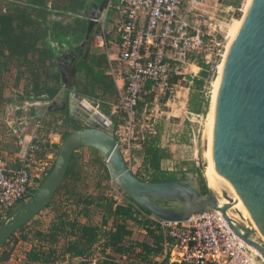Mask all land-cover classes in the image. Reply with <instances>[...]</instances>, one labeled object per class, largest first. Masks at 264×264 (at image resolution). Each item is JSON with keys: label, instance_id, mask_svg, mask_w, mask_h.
Segmentation results:
<instances>
[{"label": "rangeland", "instance_id": "374dc122", "mask_svg": "<svg viewBox=\"0 0 264 264\" xmlns=\"http://www.w3.org/2000/svg\"><path fill=\"white\" fill-rule=\"evenodd\" d=\"M41 1L43 3L39 5H34L31 0H17L12 4L14 29L9 37L14 39V45L6 43L0 34V112L5 114V130L8 128L10 133V141L5 144L6 159L9 164H16V154H22L32 173L28 199L13 208L0 205L3 214L0 229L10 219L17 222L23 218L22 209L33 200L53 170L65 136L74 128L88 127L77 120L74 127L71 125V92L95 101L112 119L114 135L139 178L148 182L188 179L203 194H208L210 189L214 191L207 180L209 158L204 139L213 82L218 73L213 77L205 69L200 71L197 80L192 82V112L180 117H169L168 111L172 107L165 96L155 90L144 94L136 106L134 125L129 129L127 113L120 107L121 93L110 83L106 73L107 55L100 42L101 34L95 32L87 40L89 19L78 15L81 9L98 7L102 0ZM246 2L207 0L203 9L206 14L225 18L230 24L243 16ZM54 36L59 37L60 47L55 45L57 56L47 47ZM104 42L109 52L111 43ZM73 67L76 71L70 82L69 72ZM156 146L160 148L159 152L153 149ZM65 173L49 205L0 244V264H14L15 258L18 260L22 255L19 248L12 256L13 238H34L38 231L59 242L65 236L74 237L78 244L74 245V251L82 249L83 255L78 257L86 264H140L142 261L136 255L140 251L147 253L154 262L160 259V218L143 209L112 178L102 151L94 146L78 147L70 156ZM214 192L218 197L222 196ZM161 203L169 205L172 202ZM118 206L131 212L110 214V210L115 211ZM106 220L108 223L104 225ZM117 224H125V230L132 232L128 238L143 244L137 247L136 253L123 256L106 247V235L117 230ZM95 228L102 236L91 244L88 237ZM83 238L86 240L81 241ZM71 248L69 245V250ZM50 256L55 261L54 255ZM58 261V264H66ZM18 262L22 264V261Z\"/></svg>", "mask_w": 264, "mask_h": 264}, {"label": "water", "instance_id": "95a60500", "mask_svg": "<svg viewBox=\"0 0 264 264\" xmlns=\"http://www.w3.org/2000/svg\"><path fill=\"white\" fill-rule=\"evenodd\" d=\"M105 1L102 0L98 7L91 10L78 11L80 16L89 19L87 40L99 24ZM75 71L73 67L70 82ZM85 100L79 93H70L71 125L74 127L77 120L88 127L74 128L65 139L53 170L33 200L22 209L23 218L17 222L10 219L0 229V244L49 204L66 174L72 153L80 146H94L108 160L112 178L143 209L167 221H186L206 209H218L234 231L264 256V241L250 234L252 225L264 232V0L250 2L248 14L230 43L217 95L210 171L214 183L228 191L229 202L224 206H220L219 197L212 189L203 194L188 179L148 182L139 178L114 135L112 119H106L88 107ZM163 201L172 203L163 205ZM232 206L250 224L238 222L239 227L235 226L228 214Z\"/></svg>", "mask_w": 264, "mask_h": 264}, {"label": "built area", "instance_id": "2783aa9c", "mask_svg": "<svg viewBox=\"0 0 264 264\" xmlns=\"http://www.w3.org/2000/svg\"><path fill=\"white\" fill-rule=\"evenodd\" d=\"M16 1L0 0V12H12ZM206 1H105L98 25L103 32L112 31L118 45L119 65L110 63V70L125 77L120 107L127 113L129 129L148 83L151 90L170 100L176 97L179 83L187 79L190 64L206 66L213 77L218 73L228 47L230 24L225 18L206 14ZM53 44L60 47L58 41ZM30 172L25 161L12 166L0 156L2 207L13 208L28 199ZM228 202H220V206ZM228 214L235 226L239 227L238 222L248 225L229 210ZM160 230L164 258L173 264H264V256L234 231L218 209H206L186 221L160 219Z\"/></svg>", "mask_w": 264, "mask_h": 264}, {"label": "crops", "instance_id": "0c3cea01", "mask_svg": "<svg viewBox=\"0 0 264 264\" xmlns=\"http://www.w3.org/2000/svg\"><path fill=\"white\" fill-rule=\"evenodd\" d=\"M24 1H27V0H24ZM214 1L217 2V0H214ZM214 7H216V6L214 5ZM108 29L109 30L111 29V25L108 26ZM101 30H102L101 26L97 25L95 27L93 34L95 32H98L99 34H101V41L100 42L102 43L104 53H106V55H107V72L106 73L108 74V79H109L110 83L112 85H115L116 88L118 89V91L121 93V91L123 90V88L125 86L124 74H120V75L115 74L114 75L111 73V70H110V63H112L114 66L119 65V63L117 61L118 45L115 42L116 40L114 38V33L112 31H109L106 33L105 31L103 32ZM105 40H108V42L111 43V48H109V52L106 50V48L104 46ZM195 68H197V69H195ZM187 70L190 73H188L186 80H182L179 83L178 92H177L176 97L174 99H170L167 102L172 107L168 111L169 117H172V116L180 117L182 115L187 114L188 112L190 113V111H191V109H190V97L194 93V90L192 88V82L197 80L198 74L200 73V71L203 70V67L198 65V64H190L188 66ZM188 78L190 79V81ZM151 87H152L151 84L148 83L147 92L145 94H147L148 92H152ZM178 98H179V100H178ZM4 116H5V114L0 112V156H3L4 158H6V154L8 152L6 151V148H5L6 145L5 144L9 143V141H10V133L7 131L8 128L5 130L6 123H5ZM54 143H57V140ZM14 162H16V164L11 163L12 166H17V165L23 164L24 158L22 157V154L21 155L16 154ZM1 218H3V214H2L1 207H0V221L2 220ZM159 233H160L159 234L160 236H163V234L160 230V226H159ZM45 235L35 236L34 238L31 236H28L25 239H21V237H19V236H18V238H13L12 243H13V245H15V248H14V252H13L12 256H14L15 253H18V249L20 248V250H21L20 252L22 253V255L19 256L18 260L22 261V264L23 263H25V264H27V263L28 264H58V262H59L58 260H60V263L66 262V264H81V263L86 264V262H84L85 260L83 261L78 257L80 255H75L74 245H76L77 243L74 242L75 241L74 237L69 238V236H65L64 238H61L60 242H59L58 240H56L54 238L51 239V238H49V236L47 237ZM85 240L86 239L83 238V240H81V241H85ZM69 245H71V247H72L71 250H69ZM162 246H163V248H162V253L160 254V259L156 260V262H159V263L165 259L164 258L165 249H164V245H162ZM34 249L40 253H45L46 255H48L49 253L51 255H54L53 258L54 259L56 258L55 261L54 260H52L50 262H42L39 260L29 261L28 253ZM137 251H138V249H137ZM18 260L15 258L16 263H14V264H21L18 262ZM153 261H155V260H153ZM87 264H89V263H87ZM169 264H173V263L169 262Z\"/></svg>", "mask_w": 264, "mask_h": 264}, {"label": "trees", "instance_id": "16d2710c", "mask_svg": "<svg viewBox=\"0 0 264 264\" xmlns=\"http://www.w3.org/2000/svg\"><path fill=\"white\" fill-rule=\"evenodd\" d=\"M31 1L34 3V5H39V4L43 3L41 0H31ZM12 14H13L12 12H10L9 14H4V13L0 12V34L5 38L6 43L14 45L12 43V41L14 39L12 37H9V36H11L13 34L12 28H13L14 16ZM56 41H59V37L54 36L52 38V40L51 41L49 40L48 43H47L48 49L53 51V54L55 56L58 55V53L56 51V47L53 44V42H56ZM203 69L206 70V66H203ZM205 70H203V71H205ZM68 136L69 135L67 134L65 136V139ZM153 149L156 150L157 152L160 151V148H158L157 146H156V148H153ZM122 211H130V210H128L124 206H118L117 210H115V211L110 210V214L119 215V214L122 213ZM136 221L138 222L139 219H137ZM107 223H108V220L104 221V225H107ZM117 225H118L117 230L110 231L106 235L107 236V239H106V242H105L106 247L107 248H111L114 252L119 253V254H121L123 256H126V255L130 256L133 253H136L137 252V247L140 248V247H142L143 244L142 243L133 242V240H130V238H128V237H131V236H127V235L132 234V232H130L128 230H125V228H126L125 224H123V225L117 224ZM97 228H95V230H92V232L89 233V237L88 238H89V241L91 242V244H93V243H95V242H97L99 240L97 238L98 236H102V235L99 234V231H96ZM37 235L38 236H42V235H45V234L42 231H38ZM45 236H47V235H45ZM163 239H164L163 236H158V241L161 242V245H163ZM162 248H163V246H162ZM75 255H83L82 249L77 248L75 250ZM136 255H138V259L140 261H142L141 263H145V264H169V259L168 258H165L160 263L159 262H154L153 259L150 258L148 256V254L143 252V251L138 252ZM28 259H29V261H36V260H39V261H42V262H50V261H52L51 260V256L49 254L46 255L45 253H40V252L36 251L35 249L31 250L28 253Z\"/></svg>", "mask_w": 264, "mask_h": 264}, {"label": "bare ground", "instance_id": "6f19581e", "mask_svg": "<svg viewBox=\"0 0 264 264\" xmlns=\"http://www.w3.org/2000/svg\"><path fill=\"white\" fill-rule=\"evenodd\" d=\"M251 0H247V2L245 3V9H244V14L241 18L239 19H234L232 21V23H230L229 25V30H230V35H229V42H228V47H227V51L224 57V60L220 63L219 65V71H218V75L216 76V78L214 79L213 85H214V90H213V96H212V103H211V107L209 109V115L207 118V123H206V135H205V143H204V147L206 150V155L209 158V165L206 169L207 175H208V183L209 186L212 187L214 189V191L219 192L220 194H222V196H219V200L220 202H228L229 201V194L226 188L221 187L219 185H217L216 183H214L213 177H212V172L211 170V149H212V144H213V131H214V125H215V119H216V112H217V95H218V90L222 81V77H223V71H224V65L226 62V58L228 55V51H229V46L230 43L232 42V39H234L235 35L237 34L240 26L242 25V23L244 22L247 14H248V10H249V5H250ZM94 16H97V11L94 12ZM72 70L69 72V74L71 75ZM86 104H88V107H91L92 109H94L95 111H97L98 113H100L104 118H109L110 117L105 114V112L100 109V107H98V105L96 104V102L91 101L89 99L85 100ZM108 161V160H107ZM109 163V162H108ZM227 194V195H224ZM42 197L38 198L41 199ZM33 203V201H32ZM229 212L231 214L236 215L237 217L243 218L244 220H246L239 212L238 210L232 206L229 209ZM247 221V220H246ZM247 224H250L247 221ZM250 234L253 235L254 238L260 239L264 241V232L260 231L259 229H257L255 226H251L250 229ZM254 249H256L257 252H260L256 247H254Z\"/></svg>", "mask_w": 264, "mask_h": 264}]
</instances>
